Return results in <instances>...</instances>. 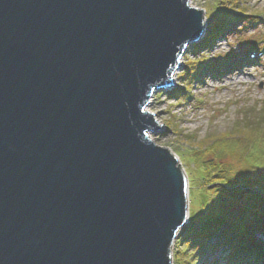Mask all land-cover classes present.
Wrapping results in <instances>:
<instances>
[{"label": "water", "instance_id": "95a60500", "mask_svg": "<svg viewBox=\"0 0 264 264\" xmlns=\"http://www.w3.org/2000/svg\"><path fill=\"white\" fill-rule=\"evenodd\" d=\"M203 17L188 0H0V264H172L188 180L146 107Z\"/></svg>", "mask_w": 264, "mask_h": 264}, {"label": "rangeland", "instance_id": "374dc122", "mask_svg": "<svg viewBox=\"0 0 264 264\" xmlns=\"http://www.w3.org/2000/svg\"><path fill=\"white\" fill-rule=\"evenodd\" d=\"M221 1L223 0H193V6L204 12L203 22H206L204 34L206 35L211 31L212 14L221 8ZM227 1H230V4L226 5L225 9L243 12L244 18H241L239 23L238 21L233 23L231 28L216 36L211 44L202 50L190 47L184 54L176 85L171 90L159 91L154 96V104L158 103V105L146 108L148 113L154 114V120L158 121V125H162L161 131L149 134V138L156 146L168 149L177 158L188 180L190 215L185 228L199 220L201 206L204 203L203 191L209 192V189L212 190L210 187L215 186L205 183L210 168L206 164H210L213 159V149L216 153L221 151L219 154H222L219 156H222L224 152L219 146L213 148L215 142L212 141L234 130L237 123L243 122L244 115H256L259 109L264 108V55L257 63H249L248 56L245 54L246 51L252 50V44L264 45V0ZM263 47L256 50L264 51ZM229 58H232L231 61L237 60L238 63L231 67L215 66L219 64V61H226ZM215 67L218 69L215 70ZM187 68L191 69L188 73ZM207 69L214 70L208 73ZM196 74H200L199 78H192ZM236 79H239V82L232 83ZM203 141H207L206 149L199 147ZM246 142L241 143L240 150L227 149L226 155L216 159L223 168L226 166V169H230L232 173L235 171L239 174L240 180L244 181L254 177V174L250 175L252 174V167L249 164L251 161H248V155L244 154L246 151H242L243 148H247L244 145ZM229 147L233 145L229 144ZM254 150L256 149L251 148L252 152ZM262 155L264 154H260L259 158H262ZM218 163L216 164L219 165ZM261 163L264 165V160ZM216 209L217 223L246 228L251 238V244L247 249L259 246L264 262V212L259 218L254 219L240 202L231 200L228 196L224 197ZM204 226L214 225L207 220ZM182 232L180 231L176 236L171 249L172 264H176L174 262L177 252L187 246L179 243ZM219 236L221 234L213 235L210 242L216 243ZM237 248L236 242L231 244L230 250H233L231 258L224 252L207 251L201 256L202 260L199 262L200 264H254L252 258L245 260L243 257L241 262H239L240 259L237 261L236 257L240 253L236 250Z\"/></svg>", "mask_w": 264, "mask_h": 264}, {"label": "trees", "instance_id": "16d2710c", "mask_svg": "<svg viewBox=\"0 0 264 264\" xmlns=\"http://www.w3.org/2000/svg\"><path fill=\"white\" fill-rule=\"evenodd\" d=\"M228 4H230V1L227 0L220 2L221 8H219L215 14H212L213 23L211 25V31L208 33L206 39L201 41L198 45L193 46L194 49L202 50V48L209 44L213 37H216L220 32L225 31L230 27V21H232L235 16H227L225 14V6H228ZM227 60L226 61L229 63L236 62V60L230 62L232 58ZM226 61H223L222 63H225ZM201 64L202 63H200V65ZM187 70L188 71L186 72L188 73L191 69L187 68ZM192 78L198 79L199 74H196ZM258 111L259 113L256 115H244V118H242L243 122L237 123L234 130L224 136L216 138V141H212L213 143L215 142L213 148L219 146L224 152L223 155H226L227 149L235 151L240 150L242 148L241 143L247 141L244 144L247 148H243L242 151H246L244 154L246 153V155H248V161H251L249 162L252 167V174L250 175L253 176L254 174V177L250 178V180H240L241 178L238 176L239 174L235 171L232 173L230 169H226V166L223 168L221 164L218 163V160L216 162V159L223 157V155L219 156L222 154H219L221 151L216 153V150H212L214 156L210 164H206V166H209L210 168L208 170L207 182L205 183L215 186H209L212 190L209 189V192L206 190L202 193L204 203L201 206L199 220L197 222H192L182 230L183 232L179 239V243H184L187 246L177 252L174 263L200 264L199 261L202 260L201 256L209 249L208 243L211 237L216 234H221V237H219L227 242L228 246L231 245L232 241H236L239 245V250L247 249L246 247H249V244H251V238L244 232L246 231L244 226H240V230L243 231V234L239 233L237 228L233 226H226L225 223L219 224L217 223L215 212L217 211V206L221 204L224 197L227 196L230 197L231 200L240 202L245 211L254 219L259 218L264 212V172L261 173V171L264 170V165L261 163V161L264 160V155H262V158H259L260 154H264L259 153L264 152V108H261ZM194 142H192V144ZM229 144L233 145V147H229ZM199 147L200 149H206L207 141L201 142ZM251 148L256 150L252 152ZM207 220H210L211 224L214 226L205 227L204 224Z\"/></svg>", "mask_w": 264, "mask_h": 264}, {"label": "bare ground", "instance_id": "6f19581e", "mask_svg": "<svg viewBox=\"0 0 264 264\" xmlns=\"http://www.w3.org/2000/svg\"><path fill=\"white\" fill-rule=\"evenodd\" d=\"M194 2H193V0H188V6L190 7V8H195L194 6ZM196 9V8H195ZM203 21H204V19H203ZM204 23V22H203ZM204 32L203 33H205L206 32V22L204 23V30H203ZM183 61H184V56L182 57V59H181V61H180V65L183 63ZM179 70H180V68H179ZM179 70L174 74V76H173V79H172V84L173 85H171V87H169V88H164V89H160V90H156L154 93H153V95H152V98H151V100H150V102H149V104H148V106L146 107V108H149V107H152V106H154V105H158V103H155L154 104V96L159 92V91H164V90H171L175 85H176V83H177V81H178V75H179ZM243 74V73H242ZM230 82V81H229ZM239 82V79H236V80H234L232 83H238ZM147 111V110H146ZM151 114V113H150ZM188 213H189V215H190V209H189V211H188Z\"/></svg>", "mask_w": 264, "mask_h": 264}]
</instances>
